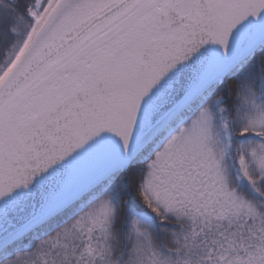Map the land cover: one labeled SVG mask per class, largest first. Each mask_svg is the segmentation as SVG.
Segmentation results:
<instances>
[{
	"label": "snow or ice",
	"instance_id": "1",
	"mask_svg": "<svg viewBox=\"0 0 264 264\" xmlns=\"http://www.w3.org/2000/svg\"><path fill=\"white\" fill-rule=\"evenodd\" d=\"M20 22L21 39L0 57V236L11 241L0 244V264H26L12 245L73 204L69 217L78 218L62 234L81 230V246L65 264H102L107 249L92 239L97 232L106 239L114 197L134 172L144 207L191 220L184 247L200 249L198 264H264V216L247 233L232 230L242 215L255 221L257 214L217 188L211 150L213 97L219 104L217 91L254 61L264 70V42L235 43L253 28L264 36V0H0V40ZM194 61L202 65L196 83L175 99ZM241 88L258 116L237 135L248 145L255 136L253 152L264 153V92L257 104L255 83ZM102 164L101 184L81 200L83 178ZM66 165L69 175L52 186ZM46 185L39 205L20 215ZM132 229L137 240L126 264H169L139 221ZM49 245L41 241L33 255Z\"/></svg>",
	"mask_w": 264,
	"mask_h": 264
},
{
	"label": "trees",
	"instance_id": "2",
	"mask_svg": "<svg viewBox=\"0 0 264 264\" xmlns=\"http://www.w3.org/2000/svg\"><path fill=\"white\" fill-rule=\"evenodd\" d=\"M29 2L30 0H21L22 4ZM11 27L15 28V34H5L0 40V57H3L5 52L11 51L22 37L23 22ZM240 75L233 80L226 81L223 88L217 91L216 96L219 97L220 102L216 108H213V111L217 143L224 151L223 157H220V167L227 179L220 186L222 187L220 191L230 193V201L250 207L256 212L255 221L250 216L242 215L233 224V231L247 233L251 224L253 222L259 224V218L264 216V163L262 167L256 170L253 169L250 162L247 165L243 163L242 144H244V153L248 157L251 147H255L258 142L255 136H252L250 137L252 143L248 145L237 135L239 129L249 122L246 120L247 104L243 101L241 85L254 82L257 93L261 97L262 92H264V70L258 71L257 62L254 61ZM213 100H216V97H213ZM220 108H223L224 111L220 112ZM246 167L248 168V176L243 173ZM236 177H240V181H236ZM138 179V172L129 173L127 177L122 178L123 191L114 197L115 215L109 225L107 237L105 239L97 232L92 239L93 244H103L107 249L108 254L104 257L102 264H126L133 243L137 240L132 229L133 220L139 221L140 230L150 235L154 250L159 252L169 264H198L200 249L192 246L184 247L185 235L193 230L191 220L177 219L174 214L156 215L149 211L144 207V202L136 191ZM88 193L80 199L86 200ZM79 202L78 200L77 203ZM76 207L77 204H73L70 209L56 217L55 220L50 221L48 225L37 227L32 236L26 238L25 242L20 245L13 244L10 251L16 252V249L19 248V252L16 254L23 256L26 264H45V261L48 264H52V261H55V264H65L66 254H69L68 259L71 261L72 248L81 246V230H73L69 236L61 234L59 239H57V234L63 233V228L78 218L77 216L69 217ZM201 222L203 223V221ZM226 229L227 224L225 222ZM216 231L213 228L211 232L206 234L212 238L216 235ZM87 239V236L83 237L84 241ZM44 240H51L55 247L46 246L43 253L33 255L36 247ZM199 243L202 245L203 240ZM49 253H54V255H49Z\"/></svg>",
	"mask_w": 264,
	"mask_h": 264
},
{
	"label": "water",
	"instance_id": "3",
	"mask_svg": "<svg viewBox=\"0 0 264 264\" xmlns=\"http://www.w3.org/2000/svg\"><path fill=\"white\" fill-rule=\"evenodd\" d=\"M264 42V36H262L258 29L253 28L242 32L237 38L235 43L239 48L252 49L260 47L261 43ZM201 62L194 61L187 69L183 70L179 76V83L175 85V99H179L183 95L186 88L194 86L196 78L201 69ZM136 145H133L135 149ZM106 165L102 164L98 168L89 172L82 180L80 188L76 193L80 198L94 189L103 180ZM69 175V167L66 165L63 168L57 170L53 176L51 185L59 187L60 183ZM48 190V186L42 188H35L33 190L34 196H32L24 207V212L20 215H26L30 210L31 204L39 205L41 202V195L43 192ZM39 227V226H37ZM11 243L7 236H0V244Z\"/></svg>",
	"mask_w": 264,
	"mask_h": 264
},
{
	"label": "rangeland",
	"instance_id": "4",
	"mask_svg": "<svg viewBox=\"0 0 264 264\" xmlns=\"http://www.w3.org/2000/svg\"><path fill=\"white\" fill-rule=\"evenodd\" d=\"M11 51H12V49H11ZM11 51H9L7 53L5 52V54H3V55L7 56L8 54L11 53ZM259 95L257 93V101H256L257 104H260L262 102ZM211 103H212V107L216 108L217 104L215 103V100H213ZM246 107H247L246 108V115H247L246 120L249 121L250 119L257 118V116H258L257 111L255 109H253L250 104H247ZM211 141H212L211 150H212L213 170H214V174L216 177V185L219 186L218 189L220 190V188H222L220 186H222V183H224V181H227V179H226V176L224 175V171L220 167V157L221 158L223 157L224 151L219 147V143H217L216 134H215L214 129H213L212 134H211ZM254 148L255 147H251V151L249 152L250 155L248 156L249 159L245 154L243 155V163H244V165H247V163L250 162V165L252 164L253 169L256 170V169H259L260 167H262V164L264 163V153L259 152L258 149H256L255 153H254L253 152ZM247 170H248V168L246 167V169L243 172L244 175H246V176H248ZM237 179H236V181H240V177H238ZM74 222H71L70 224L65 226L62 231H64L65 228H69ZM18 255H20V254H18Z\"/></svg>",
	"mask_w": 264,
	"mask_h": 264
}]
</instances>
